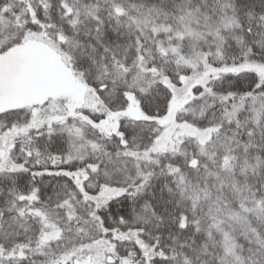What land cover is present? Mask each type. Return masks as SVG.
<instances>
[{
  "label": "snow or ice",
  "instance_id": "6c2138e0",
  "mask_svg": "<svg viewBox=\"0 0 264 264\" xmlns=\"http://www.w3.org/2000/svg\"><path fill=\"white\" fill-rule=\"evenodd\" d=\"M0 264H264V0H0Z\"/></svg>",
  "mask_w": 264,
  "mask_h": 264
}]
</instances>
